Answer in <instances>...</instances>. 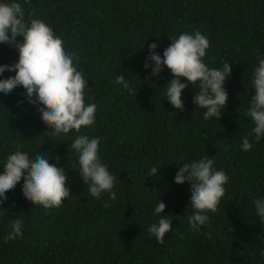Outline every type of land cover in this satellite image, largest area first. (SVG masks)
<instances>
[{"label":"trees","instance_id":"trees-1","mask_svg":"<svg viewBox=\"0 0 264 264\" xmlns=\"http://www.w3.org/2000/svg\"><path fill=\"white\" fill-rule=\"evenodd\" d=\"M15 2L26 23L44 21L74 54L88 81L85 103L97 107L91 127L55 136L22 86L0 92V173L17 150L30 159L45 154L64 169L71 193L60 208L44 209L24 197L23 180L8 191L0 205V264H264V223L254 204L264 199V137L242 150L245 136L253 140L255 124L247 113L255 94L253 73L264 59V0ZM195 30L210 43L203 62L232 68L220 120H205L206 109L194 105L198 84L181 78L188 86L180 111L166 98L170 70L149 79L152 69L143 66L150 44H158L162 57L171 38ZM18 56L15 46L0 43V64H13ZM120 74L128 88L116 82ZM14 75L6 70L0 79ZM79 135L99 137L101 163L116 177L115 200L107 192L90 195L79 174V154L70 147ZM205 157L229 179L218 210L209 211L195 231L188 222L194 211L190 184H176L174 177L183 163ZM153 166L161 167L159 174L148 177ZM159 200L166 205L161 216L172 219L163 244L147 231L160 219L154 214ZM16 219L22 236L4 243Z\"/></svg>","mask_w":264,"mask_h":264},{"label":"clouds","instance_id":"clouds-1","mask_svg":"<svg viewBox=\"0 0 264 264\" xmlns=\"http://www.w3.org/2000/svg\"><path fill=\"white\" fill-rule=\"evenodd\" d=\"M10 33V34H9ZM17 36L22 40L17 41ZM172 43L163 51V56L156 51L157 43L150 44L149 54L145 59L144 68L151 67L152 76H158L165 67L170 70L172 79L166 86V98L174 108L184 111L182 92L188 86L198 84L199 92H195L193 103L196 108L206 109L203 118L220 120L226 106L228 93L224 87L232 68L228 62L221 69L209 68L202 60L210 47L209 40L199 30L194 33H182L178 38H171ZM0 43L15 46L18 49V60L13 64H0V75L6 70L14 71V76L0 79V92L10 93L17 86H22L28 103L36 105L40 119L55 136L68 134L82 127H91L95 123L96 104H86L84 90L88 81L74 64L73 56L65 51L63 41L57 37L53 29L40 19L24 20V9L20 3L0 2ZM186 78L181 82V78ZM116 82L128 88L127 79L123 75L116 77ZM255 94L248 116L254 121L253 140L245 136L242 150H251L253 143L264 137V59L253 73ZM22 103V101H18ZM99 137L89 138L79 135L70 147L78 155L79 174L92 197L100 198L102 193H109V199L115 200L112 191L116 177L112 175L106 164L101 163L99 155ZM58 159V158H57ZM161 167H151L148 177H156ZM0 173V205L7 200L6 193L16 188L23 180L22 193L34 205L44 209L60 208L71 193L66 187V173L62 167L49 162L48 155L38 154L35 159L19 150L9 154ZM228 176L223 171L214 169V160L208 157L191 163H183L175 174L176 184H190V205L193 214L188 222L191 229L200 230L209 217V211L216 212L225 194L224 185ZM255 210L264 223V199L254 201ZM104 207H110L108 203ZM166 205L158 202L154 214L160 216L158 223L148 228L150 236H154L160 244L164 243L166 233L172 229L171 215L165 213ZM10 231L4 237V243L22 236V221L14 220ZM264 254V253H262Z\"/></svg>","mask_w":264,"mask_h":264}]
</instances>
